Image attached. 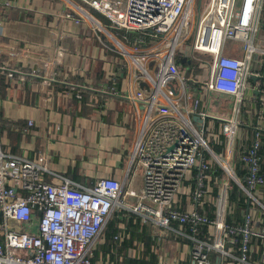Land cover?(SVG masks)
I'll return each mask as SVG.
<instances>
[{
	"label": "built area",
	"instance_id": "built-area-1",
	"mask_svg": "<svg viewBox=\"0 0 264 264\" xmlns=\"http://www.w3.org/2000/svg\"><path fill=\"white\" fill-rule=\"evenodd\" d=\"M17 1L0 0V73L24 81L26 70L43 72V83H54L56 70L73 67L65 23L86 25L125 59L138 134L126 182L105 177L92 189L61 177L47 183V153L31 161L0 147V264H93L121 211L158 230L159 264H183L181 247L186 264H264V124L259 113V123L240 120L248 94L264 91L252 62L264 0H57L51 14L24 11L41 35L25 42L5 33L8 12L25 10ZM230 42L243 45V59L226 54Z\"/></svg>",
	"mask_w": 264,
	"mask_h": 264
},
{
	"label": "crops",
	"instance_id": "crops-1",
	"mask_svg": "<svg viewBox=\"0 0 264 264\" xmlns=\"http://www.w3.org/2000/svg\"><path fill=\"white\" fill-rule=\"evenodd\" d=\"M17 4L25 10L8 12L12 22L5 33L8 40L21 42L41 37L28 24L31 12H24L29 10L28 5L44 7L46 10L42 11L49 14L61 6L52 4L51 0H19ZM2 30L0 28V32ZM64 34V47L73 56V67L56 70L54 83L44 84L43 72L34 76L29 74L31 70H26L24 81L19 80L18 75L14 79L8 78L6 71L0 73V114L11 124L8 131L0 133V147L8 154L31 161H36L40 153H47L51 173H44L43 178L50 184H59L61 179L58 177L88 189L94 188L97 181L105 177L125 183L129 173V154L138 134L136 108L127 98L134 85L120 69L125 59L106 48L86 25L65 23ZM90 39L97 41V44L88 55ZM234 43L237 49L232 57L243 59V45ZM256 46L261 51L253 55L252 62L255 73L263 78L264 27L257 34ZM5 62L6 59L0 57V65ZM48 74L51 78L50 70L46 72L47 78ZM250 82L255 81L252 79ZM104 87H107L106 91L102 90ZM113 88L117 95L113 94ZM247 97L241 110V123L248 124L251 120L259 123L262 119L264 124V91L251 92ZM30 121L33 126H29ZM243 131L244 135L250 134L246 133L247 129ZM139 182L136 187L140 185ZM119 226L125 229L126 223ZM103 244L105 242L102 240L100 247ZM187 248L181 247L179 252V260L183 264H186ZM160 249L158 239L156 264L163 256ZM142 250L141 247L137 251L130 249L128 256L140 258ZM116 252L105 255L100 251L95 264H117ZM212 260L213 264L220 263L216 257H212Z\"/></svg>",
	"mask_w": 264,
	"mask_h": 264
},
{
	"label": "trees",
	"instance_id": "trees-1",
	"mask_svg": "<svg viewBox=\"0 0 264 264\" xmlns=\"http://www.w3.org/2000/svg\"><path fill=\"white\" fill-rule=\"evenodd\" d=\"M92 12L105 24H110V22L105 17H102L95 11ZM117 32L119 33V35L125 37L124 31ZM236 49L237 44H235L234 42H230L226 47V54L228 56H233ZM194 66L197 67L198 64L194 62ZM10 125V121L6 120L4 116L0 114V133H2L3 130L8 131L10 129ZM218 128L219 123L215 122V131H218ZM221 140L223 141L224 138L221 137ZM218 150L221 151L220 147L218 148ZM124 215H126L127 217L130 216V218L126 219ZM120 223H126L125 229L119 228ZM101 236L99 240H103L105 244L100 247L101 241L98 242L94 251V257L92 259L93 264L96 263L100 251L105 255L111 251H117V264H156L157 262V255L155 253V250L158 238L154 233H152L151 227L142 224L141 220L135 215H129L125 211L114 213L111 219L108 221ZM118 236H120L119 240H115V238ZM138 247L143 248L141 257L130 258L128 256L129 250L136 249Z\"/></svg>",
	"mask_w": 264,
	"mask_h": 264
},
{
	"label": "rangeland",
	"instance_id": "rangeland-1",
	"mask_svg": "<svg viewBox=\"0 0 264 264\" xmlns=\"http://www.w3.org/2000/svg\"><path fill=\"white\" fill-rule=\"evenodd\" d=\"M52 1V4H54V5H56L57 4V0L55 1V0H51ZM201 2H203V4H205L206 2H207V0H202ZM28 9H31V10H35V9H41V7H39V6H35L34 4H30V5H28ZM42 10H46V9H44V7H43V9ZM91 14H93V12H91ZM103 22V21H102ZM104 23V22H103ZM96 40V39H95ZM97 41H93V40H91L90 39V44H89V47H88V49H87V54L89 55V53H92V51L93 50H95V43H96ZM97 44V43H96ZM100 54H102V52L100 53ZM91 56L92 57H94L92 54H91ZM101 57H104V56H102L101 55ZM197 57H198V60H203V61H205V60H210V56H204V55H197ZM197 59V58H196ZM244 112V111H243ZM241 130H243V129H241ZM244 133H245V131H243ZM244 137V135H241V140H242V138ZM241 140H239L238 141V144H241L242 143V141ZM145 225H147V226H149V227H151V229H152V233H154L156 236H157V238L159 239V234H158V230L154 227V225H152V224H145ZM101 239H102V236H101ZM101 240H99L98 242H100ZM138 248H140V247H138ZM137 248V249H138ZM137 249H135L136 251H137Z\"/></svg>",
	"mask_w": 264,
	"mask_h": 264
},
{
	"label": "water",
	"instance_id": "water-1",
	"mask_svg": "<svg viewBox=\"0 0 264 264\" xmlns=\"http://www.w3.org/2000/svg\"><path fill=\"white\" fill-rule=\"evenodd\" d=\"M186 59L181 60V64L184 65L186 63Z\"/></svg>",
	"mask_w": 264,
	"mask_h": 264
}]
</instances>
